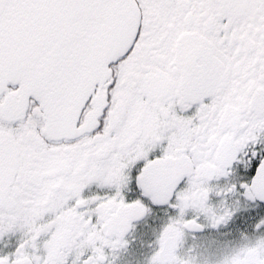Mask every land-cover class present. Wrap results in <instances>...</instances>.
<instances>
[{
  "label": "snow or ice",
  "instance_id": "obj_1",
  "mask_svg": "<svg viewBox=\"0 0 264 264\" xmlns=\"http://www.w3.org/2000/svg\"><path fill=\"white\" fill-rule=\"evenodd\" d=\"M0 264H264V0H0Z\"/></svg>",
  "mask_w": 264,
  "mask_h": 264
}]
</instances>
